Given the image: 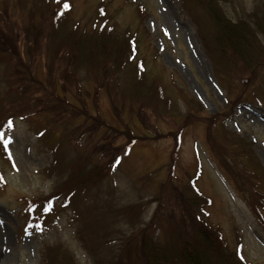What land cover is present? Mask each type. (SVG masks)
I'll list each match as a JSON object with an SVG mask.
<instances>
[{
    "label": "rangeland",
    "instance_id": "374dc122",
    "mask_svg": "<svg viewBox=\"0 0 264 264\" xmlns=\"http://www.w3.org/2000/svg\"><path fill=\"white\" fill-rule=\"evenodd\" d=\"M15 1L0 0V25L4 31L11 26L3 36L6 37L5 34H9L12 28L17 45H21L27 38L35 42L42 37L45 42L50 34L44 29H38V21L41 18L45 22L50 15L45 16L44 8L36 4L42 0ZM68 1L71 6L67 16L71 21H79L82 25L93 21L100 0ZM214 1L225 17L237 22L261 17L256 14L261 12L264 5V0ZM105 2L110 23L115 25L117 33L126 28L137 31L139 57L144 60L145 75L162 80L166 96L178 105L173 110L179 117L159 120V128L166 136L136 144L130 155L117 168L109 171L108 178L104 176L97 179L85 194L76 196L74 204L69 208L55 206L48 214L41 233L24 224L25 202L27 199L51 195L57 184L68 179L70 172L65 166L59 177L53 172L47 173L55 159L46 142L57 147L59 135L52 139L45 137L46 142L43 138H37L36 132L47 127L45 123L48 119L45 114L35 115L37 112L34 111L26 119L15 118L9 122L8 128L0 132L4 150V154L0 152V254L8 257L7 264H143L144 261L138 255V236L129 235L133 229L128 224L132 221L128 209L132 212V206L138 202L151 201L148 208L140 213L142 217L136 226L138 228L141 222L145 224L150 220L156 208V202L152 199L159 195V184L164 183L165 178H170V182L162 195L173 200L184 192L183 185L192 177L198 192L211 199V205L207 207L209 225L222 233L229 249L236 251L243 261L264 264V227L258 224L245 191H240L224 170L227 169L228 162L235 168H242L240 164L244 163L247 168L260 171L264 180V33L257 34L256 44L249 55L257 63L249 57L246 62L233 57L232 52L228 51L226 38L221 40L226 46L223 53L226 63L230 61L229 54L232 55L230 58L233 63V67H229L223 76L217 72L215 63L210 60L203 46L204 34H211V38L215 33V38L224 36L202 11L204 5L201 3L205 4V0ZM184 2L186 3L183 4ZM48 6L52 14L54 6ZM185 6L196 15L190 16ZM138 8H142L143 12L139 14ZM33 12V30L29 34L22 30V22L25 20H21L20 16H25L28 22L34 15ZM165 14L168 17L166 20ZM139 16L142 17L141 21ZM194 17L206 25L202 30L200 25H195L192 21ZM57 23L68 24L65 20L62 23L57 20ZM59 41L57 37L54 41L51 38L49 46H57ZM56 49L53 46V50ZM259 50V54L255 53ZM32 58L36 59L39 72L44 69L46 60L49 65L51 63L44 54L41 58ZM54 64L57 66V63L52 62L50 67H54ZM74 70L69 64H61V70L56 71V76L68 79ZM81 70L83 68L78 73ZM4 73L5 65L0 64V105L9 91ZM36 77L38 82L43 80L40 73ZM12 80L18 81L16 77H12ZM19 80L23 88L24 85L32 90L37 88L36 84L26 82L25 72L19 76ZM126 80L123 79L124 82ZM172 81L178 86L176 89L172 86ZM83 84V93L77 91L78 96L72 95V85H69L71 92L64 98L71 103L75 102L74 97L79 101V112L73 111L79 117L73 116L70 108L65 113L60 107V112L71 118V127L75 126L71 129L80 134L79 139L73 142L74 145L80 142L83 143L80 147H95L86 142L92 124L90 118L87 122L85 120L88 115L96 119L99 114V118L113 127L116 122L106 97L109 89L104 83L97 85L96 92H88L86 83ZM15 87L19 86L13 85ZM177 89L195 100L203 114L185 118L186 104L180 99L182 95ZM235 94L238 98L234 97ZM253 97L259 98L260 104L251 103ZM142 106L149 116L156 111L148 99L143 100ZM23 110L32 108L26 107ZM58 122L60 121L55 124ZM92 127L98 129V124L95 123ZM99 131L102 133V130ZM171 131L181 132L182 135L172 170L167 167L174 149L173 137H168ZM124 142L125 139H119L111 146L120 147ZM215 154L221 158V166ZM152 173H156L158 177H152ZM254 179L258 181V178ZM75 181L77 185L84 182L80 177ZM251 185L254 193L264 194L262 187ZM81 187L85 188V185ZM74 210H77L75 215ZM262 219L259 217L264 222V216ZM134 222L136 224V220ZM176 222L178 223L171 227L179 230L178 235H181L180 230L184 232L186 228L180 217ZM163 228L165 230L166 225ZM156 234L160 237L159 232L156 231Z\"/></svg>",
    "mask_w": 264,
    "mask_h": 264
},
{
    "label": "trees",
    "instance_id": "16d2710c",
    "mask_svg": "<svg viewBox=\"0 0 264 264\" xmlns=\"http://www.w3.org/2000/svg\"><path fill=\"white\" fill-rule=\"evenodd\" d=\"M42 2H36V4L44 8L43 14L45 16L50 15L45 22L41 18L38 21V29L40 31L46 30L51 36L47 37L45 42L42 37L35 42L31 38H27L21 45H17L12 28L9 34H5L6 37L3 36L9 31L11 24H9V28L6 27V31L0 25V45L2 47L0 49V64L5 65L4 80L9 86V91L6 93L7 97L0 105V132L7 129L9 122L15 118L26 119L34 111L37 112L35 115L45 114L48 119L45 123L47 127L39 130L37 135L43 140L45 137L52 139L55 135H59L57 147L51 146L44 140L46 145L51 148L55 159L51 163V170L47 173L53 172L59 177L63 174L65 166L70 172L68 179L57 184L53 189L54 193L51 195L46 198L26 200L27 205L23 211L25 214L24 224L28 228H34L38 233L43 231L48 214L55 208L54 201L60 200L61 208H69L70 205L74 204L76 196L85 194L97 179L100 180L104 176L108 178L109 171L117 168L129 156L136 144L149 140H159L166 136L167 134L162 133L159 128V120L166 121V119L179 117L178 113L173 110L175 109L174 106L178 105L166 96L161 79L148 78L145 75L144 60L138 58L139 39L137 31L133 32L126 28L121 33H117L115 25L110 23L107 15L105 0L99 1L93 21L83 25L79 21H71L67 16L71 6L70 1L42 0ZM50 4L54 6L52 14L48 6ZM201 4L204 5L202 10L204 14L211 18L218 32H222L224 35L215 38V33L211 38V34L208 33L202 37L205 52L210 60L215 63L217 72L224 76L229 67H233L230 57L233 55V57L246 62L256 44L257 34L264 33V5L260 10L261 12L256 14L262 19L257 17L250 20L242 19L237 22L225 17L214 0H205V4ZM185 8L191 14L190 16L196 15L194 11L191 13L190 8L186 6ZM138 11L140 14L143 9L138 8ZM32 14L34 15L30 17L28 22L25 16H20L21 20H25L22 22V30L29 34H32L35 12ZM141 19L142 17L139 16L140 21ZM194 19L192 21L195 25H200L201 30L203 26H206L199 19L195 17ZM57 20H60L61 23L65 20L68 24L59 25ZM251 25L254 27L252 28ZM55 37L60 41L57 46L53 45L57 48L53 50V46L49 45L51 38L54 41ZM224 38L229 45V48L227 46L228 51L232 52V55L229 54L230 61L227 63L223 54L226 46L221 42ZM260 50L255 51V53L260 52ZM42 54L44 57L46 55L51 63H57V66L54 64V67H50L51 63L49 65L46 60L44 69L39 72L36 67V59H33L32 56L41 58ZM249 58L257 63L252 57ZM258 62L261 63V61ZM60 63L69 64L72 69H75L68 79L67 77L57 78L56 71L61 70ZM80 68L83 70L78 73ZM23 72H25L26 82L36 84L37 88L32 90L24 84V88L22 87L19 76L21 77ZM39 73L43 76V80L38 82L36 75ZM12 77H16L18 81L12 80ZM123 79H127L126 82ZM84 82L88 92H96L99 83H104L105 87L109 89L106 92V97L110 112L114 122H116L113 127V125L99 118V114L96 119L88 115L85 120L87 122L90 118L92 124L89 127L86 142L95 145V147L88 145L80 147V142L74 145L73 142L79 139L80 134L71 129L75 126L71 127V118L65 114L70 108L72 115L79 117L78 113L73 112H79V101L74 97L75 102L71 103L64 98L68 92H71L69 85H72V95L78 96L77 91L83 93ZM13 85L19 87L13 88ZM172 86L175 89L178 87L174 81H172ZM35 90L37 92H34ZM177 91L182 95L180 97L182 102L184 101L186 104L185 118L190 116L195 118L203 114L201 107L195 100L187 94H183L181 89H177ZM234 97L238 98L236 94ZM144 99L150 100L153 107L156 108L152 116L147 115L143 110ZM251 103L260 104V100L253 97ZM26 107L32 108V110H23ZM60 107L65 113L60 112ZM57 121L60 122L55 124ZM95 123L98 124V129L92 127ZM99 130H102V133ZM180 133L171 131L168 135L174 140L171 162L167 166L171 170L174 167L172 165L174 158L177 156L175 154L178 152ZM119 139H125L122 146L112 147L111 145ZM208 141L211 144L209 138ZM85 148H87L86 151ZM0 151H2L1 140ZM215 156L221 166V158L217 154ZM227 165L228 170L224 169L226 174L240 188V191H245L249 206L256 217H259V209L264 208V194L254 193L251 184H256L264 190V180L260 176L262 173L247 168L244 163L240 164L242 168H235L231 162H228ZM151 175L154 178L158 177L156 173ZM94 176L95 178H93ZM77 177L83 178V184H76L75 179ZM255 177L258 178V181H255ZM169 182L170 178L167 177L164 183L159 184V195L152 199L153 202H156V208L150 220L145 224L141 222V226L136 228L141 221L140 213L148 208L151 201L138 202L132 206V212L128 209V214L132 215V221L128 224L133 229L129 235L131 237L138 236L137 239L140 241L138 255L144 261L143 264H248L240 258L236 251L233 252L229 249L223 240L222 233L209 225L206 208L210 205V201L198 194L194 178H190L183 185L184 192L173 200L170 198L168 200L165 195H162ZM82 185H85V188L81 187ZM76 212L77 210H74V215ZM125 216L129 217L126 213ZM179 217L183 227L186 228L184 232L180 230L181 235H178L179 230H173L171 227L178 223L176 219L179 220ZM133 224H135L134 228ZM164 225H166L165 230ZM156 231L160 233V237Z\"/></svg>",
    "mask_w": 264,
    "mask_h": 264
},
{
    "label": "bare ground",
    "instance_id": "6f19581e",
    "mask_svg": "<svg viewBox=\"0 0 264 264\" xmlns=\"http://www.w3.org/2000/svg\"><path fill=\"white\" fill-rule=\"evenodd\" d=\"M164 19L165 20L168 19L166 14L164 16ZM7 263H8V257L6 255H4V254H2V255L0 254V264H7Z\"/></svg>",
    "mask_w": 264,
    "mask_h": 264
}]
</instances>
